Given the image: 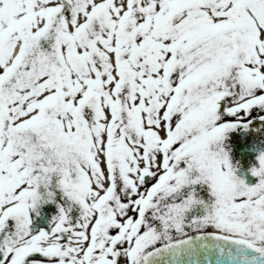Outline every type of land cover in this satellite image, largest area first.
Here are the masks:
<instances>
[{"label":"snow or ice","instance_id":"snow-or-ice-1","mask_svg":"<svg viewBox=\"0 0 264 264\" xmlns=\"http://www.w3.org/2000/svg\"><path fill=\"white\" fill-rule=\"evenodd\" d=\"M253 108L264 0H0V264H264V153L212 150Z\"/></svg>","mask_w":264,"mask_h":264},{"label":"flooded vegetation","instance_id":"flooded-vegetation-1","mask_svg":"<svg viewBox=\"0 0 264 264\" xmlns=\"http://www.w3.org/2000/svg\"><path fill=\"white\" fill-rule=\"evenodd\" d=\"M264 108H253L250 114L243 120L241 123H238L237 126L233 129H230L226 132L225 138L218 143V145H213L212 150H218V148H223V150L228 154L230 164L234 170L236 177L243 179L246 184L249 186L258 183L259 177L252 174L253 168L259 167L258 157L261 153H264ZM246 125V126H245ZM203 192L205 199L210 195V189L208 185L197 186ZM57 185L55 179L49 184V187L46 189L43 185L39 188L41 196L47 197V193L42 194V191H51L53 197L51 199L50 215H53L58 209V206L55 204L54 199H60L63 203V207L69 208L72 201H70L66 195L61 191H55ZM74 208V205H73ZM39 209L47 210L43 206H38L31 215L33 218V225H35L37 215H40L38 212ZM69 215L73 222H77L80 215ZM36 222V223H35ZM15 221L10 218L9 226H14Z\"/></svg>","mask_w":264,"mask_h":264},{"label":"rangeland","instance_id":"rangeland-1","mask_svg":"<svg viewBox=\"0 0 264 264\" xmlns=\"http://www.w3.org/2000/svg\"><path fill=\"white\" fill-rule=\"evenodd\" d=\"M56 179H57V178H56ZM42 200H43V201H42L41 203H42L43 207H48V204H47L48 202L44 201V199H42ZM73 205H74V209L79 208V210H80V212H81V209H80L79 205L76 204L75 202H72V206H70V207H71V209H72L73 212H74ZM57 206H58V209L55 210L56 212L53 214V215H55V217L59 215V213H60V209H61V207H62V203H61L60 201H57ZM66 208H67V207H66ZM72 211H71V212H72ZM68 215H70V214L68 213Z\"/></svg>","mask_w":264,"mask_h":264}]
</instances>
